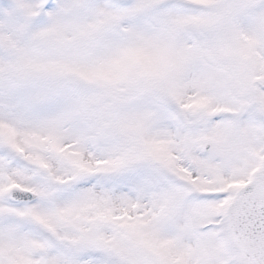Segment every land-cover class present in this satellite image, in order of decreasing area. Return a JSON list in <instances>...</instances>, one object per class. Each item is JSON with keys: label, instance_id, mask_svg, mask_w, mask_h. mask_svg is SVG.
I'll return each mask as SVG.
<instances>
[{"label": "snow or ice", "instance_id": "1", "mask_svg": "<svg viewBox=\"0 0 264 264\" xmlns=\"http://www.w3.org/2000/svg\"><path fill=\"white\" fill-rule=\"evenodd\" d=\"M0 264H264V0H0Z\"/></svg>", "mask_w": 264, "mask_h": 264}]
</instances>
